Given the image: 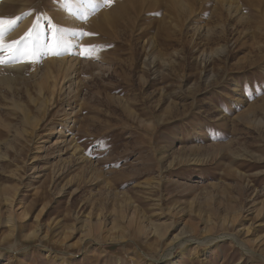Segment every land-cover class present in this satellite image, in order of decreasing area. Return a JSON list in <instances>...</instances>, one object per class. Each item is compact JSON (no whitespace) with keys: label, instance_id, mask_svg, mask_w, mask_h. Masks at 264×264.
<instances>
[{"label":"rangeland","instance_id":"rangeland-1","mask_svg":"<svg viewBox=\"0 0 264 264\" xmlns=\"http://www.w3.org/2000/svg\"><path fill=\"white\" fill-rule=\"evenodd\" d=\"M0 19L18 24L0 34V73L11 76L0 81V199L18 186L16 212L26 215L12 235L0 201V264H147L160 249L170 257L151 264H264L235 240L191 239L219 231L213 223L233 210L237 224L253 225L250 239L264 236V0H0ZM28 58L20 77L6 70ZM63 59L78 93L44 114L38 133L68 122L66 138L88 161L61 147L63 193H47L41 212L46 169L62 166L55 150L35 162L41 179L12 171L23 174L33 150L34 138L20 135L26 118L43 115L39 76L66 74L55 63ZM162 226L166 237L154 231ZM175 237L188 238L182 251Z\"/></svg>","mask_w":264,"mask_h":264},{"label":"bare ground","instance_id":"bare-ground-1","mask_svg":"<svg viewBox=\"0 0 264 264\" xmlns=\"http://www.w3.org/2000/svg\"><path fill=\"white\" fill-rule=\"evenodd\" d=\"M229 3H231V2H229ZM228 6H229V9H231V10H232L233 7H237L236 4L234 5V3L233 4H229ZM28 20L26 18H24V20L22 21V24L17 29H15L12 32L11 35H12V38L13 39L16 36H18L19 34H21L23 31L27 30ZM32 62L34 63L35 61L33 59H31V58L24 59L20 63L18 62L16 64L8 65V67H6V70H8L10 72L11 71L12 72L14 71V72H16L15 73L16 76L17 77H20V73H21L20 71L24 67H26V65L28 63H31L32 64ZM55 63L57 64L58 68H61V69L63 68L64 73H66V74L63 73L64 74L63 76H61V74H60V77H58L57 76L58 74H54L51 70H48L46 68L44 70V72L41 73V75L39 76L40 77L39 81L37 83L35 82L36 85H37V88L39 89V93H37V94H40V97H41V99H38L39 101H38V104H36L35 108H36V110L38 112H40L43 115H42V117H40V116H36L35 117L33 115V113H32L31 115H33L34 117L33 116L31 117V115H30L29 118L28 117L26 118L27 121L26 120L25 121H26V124L28 123L29 128L28 129L25 128L26 130H22V133H20V135L21 134H24L25 136L28 135V136H32V138H34V141H33V150H30V151H32V152H30V154L28 153L29 154L28 162L26 160V167H27V169H25V171L23 172V174L21 173V167L18 166V165L12 171V174L13 175L15 174V178H17L18 180L23 179V177L25 179H28V180L41 179V176L39 175L41 173V171H40L39 167L35 164V162L38 160L39 154L41 152L48 151V149H50V150L51 149H54L55 150L54 152L59 157V161L61 162V165L62 166L60 167V166H57L56 164H53L52 163L53 165H50V168H47L46 169L48 171V173H49V176H48L49 183L46 184V186H45V187H47V192H44L43 193V192L36 191L37 195L41 196V198H40L41 199V202H42V206L40 208V211L41 212L44 209H46V203H48L46 201L47 199H49L47 197L48 195H46L47 193L49 194V196H52L53 198H56L57 196H59V195H61L63 193V189H62L63 187L62 188H59L58 190L56 189V187H57L58 180L61 178V176L63 175L64 171L67 169V166H68L67 164L69 163V161H65V160H63L61 158V155H62V152H61L62 149H61V147L64 146V147H66V149L67 148L70 149L71 150V152H70L71 153V156L70 157H72L73 160L79 162V164L80 163H85L86 161H88L87 157L84 155V153L81 151V149H79V145L76 142L77 141L76 138L72 137L70 140H68L66 138L67 135H66L65 132L69 128H71L69 126V123L68 122H64L65 123L64 126L60 127V129H57L54 126H52L45 133H43V135H40L38 133V131H39L38 128L40 126L39 124H40V122H42L43 117H44V114H47L50 110L54 109L56 107L58 101H62L65 98H68L71 95L74 96L76 93H78L77 86L75 87L76 83H78V82H75L76 80H74V81L71 80L73 78V75L71 74V72H73V71H71V68L73 69L72 62L63 59V60H58ZM30 73H32V72H30ZM38 73L39 72H37V70H36L35 74L34 73L33 74L36 75ZM55 73H57V72H55ZM68 73H70V75ZM71 75H72V77H71ZM36 78H38V77H36ZM10 79H11V76H9V75L8 76L7 75L5 76V74L2 75L0 73V81L1 82H3V83L6 82L7 83V81L10 80ZM14 91H15V89H14ZM15 104H18V103L16 102ZM62 113L64 114V117L65 116L68 117V118L66 117V119L68 120V119H70V117L72 116V114L74 113V111H73V109H71L69 107L67 109L64 108V111ZM148 125H149V123H148ZM16 133H19V131L16 132ZM91 176H94V175H91ZM91 176H90V178H91ZM43 180H45V178ZM43 180H41V181H43ZM29 182L30 181H27L26 183H29ZM26 183L23 184V186H25ZM17 185H19V184H17ZM144 185L147 188H151L150 181L149 182L148 181H145V184ZM28 187H29V185H28ZM24 188H27V186L24 187ZM35 188H37V187H35ZM18 190H19V187L16 186L15 188H13L12 194H10V195L5 194L0 199V201L3 202V206H4L5 210L8 213L7 216L4 218V223L8 226V228L11 231V234L12 235H15L16 232L19 230V226H20L19 218H24L26 216V215H24V212L23 211L16 212V210L19 208V200H17L18 199V193H19ZM262 204H264V203H262ZM262 206H264V205H262ZM262 206H261V208H262ZM262 210L263 209H261L260 211H262ZM241 216H242L241 210H239V211L233 210L231 212V215L229 217L221 218L220 221L217 224L213 223L214 224L213 226L219 227V231L217 230V232H211L210 231V228H207L208 230H205L206 231V234H204L201 237L192 236L191 239H193L192 241H194L196 243H199V244H201L204 241L205 242L206 241H210L212 243H216L217 241L220 242L223 239H232V240H235L239 245H241V247L245 250L244 252L251 253V254H253L255 256H257V254H258L259 255V258H261L264 261V254L258 253L259 251H256L253 248V246H258L259 247V246H261V245L264 244V236H261V237H258V238L251 237V239H250V235H252V226L253 225H247V226H245V224L244 225L241 224V223L240 224H237L238 221L240 220ZM99 219H100V217H99ZM89 221H90V219H89ZM86 223H88V222L86 221ZM209 223H211V222H209ZM106 224L107 223H105V225ZM234 224L236 225L235 227L232 226L233 227L232 229H228L229 226L234 225ZM98 225H99L98 222H96L93 225L89 226L87 228L89 230L88 233H90V234L91 233H94L95 234L99 230V227H101V226L98 227ZM136 226H137V224H136ZM194 227H195V225H194ZM205 228H206V226H205ZM128 229H129V227H128ZM137 229H138L137 231H139V233H144L145 234L147 232V235H150V232H148V230H147L146 224H144L142 222L138 224ZM151 229L152 228H150L149 230H151ZM196 230H198V229H196ZM154 231H156L158 235L166 237L167 230H166V227L165 226H162V227H154ZM193 231H194L193 226H190L188 232H191V234H192ZM40 232H41V230H40ZM88 233H86V234H88ZM27 237H29V236H27ZM97 237H99V236H97ZM189 238H190V236H189ZM187 239L188 238H185V237H180V238H176L175 237V238H173V240H174L173 242L174 243L172 245H174V244L176 246H179L180 245L181 246V251H182L184 245L186 244V240ZM171 248L173 249L174 247L171 246ZM258 250H259V248H258ZM171 251L172 250L169 249L168 250V253L165 254L164 253V250L163 249H160V252L159 253H157V254L155 253L156 254L155 258H149L148 259L149 261H147V264H151L152 263L151 261H156V262L161 261V262H163L165 258L170 257V252ZM263 251L260 250V252H263Z\"/></svg>","mask_w":264,"mask_h":264},{"label":"snow or ice","instance_id":"snow-or-ice-1","mask_svg":"<svg viewBox=\"0 0 264 264\" xmlns=\"http://www.w3.org/2000/svg\"><path fill=\"white\" fill-rule=\"evenodd\" d=\"M108 2L110 3L111 0H108ZM6 24L8 25V30L9 31L14 30L15 27L18 26V24L16 22L6 21V20H3V19H0V34L3 33L4 26ZM34 35H35V28L33 27L32 29H30L28 34H26L24 37H22L20 41L16 42V49H15V52H14V56L19 53L20 46L23 45L24 41L34 38ZM89 35H91V34H89ZM56 39H57V41H60L62 39V34L59 32V30H57ZM2 51H3V49L0 48V53H2Z\"/></svg>","mask_w":264,"mask_h":264}]
</instances>
